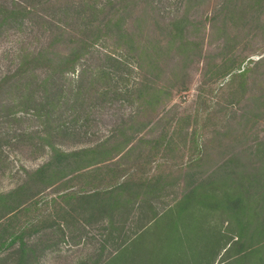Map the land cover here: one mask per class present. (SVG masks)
I'll list each match as a JSON object with an SVG mask.
<instances>
[{
	"label": "trees",
	"instance_id": "1",
	"mask_svg": "<svg viewBox=\"0 0 264 264\" xmlns=\"http://www.w3.org/2000/svg\"><path fill=\"white\" fill-rule=\"evenodd\" d=\"M52 1L57 4L59 0H13L0 5V28L26 18L39 19L37 11ZM193 1L70 0L59 7L57 12L77 17L78 32L49 23L46 44L24 52L15 71L0 79V93L14 96L7 99L15 113L32 112L41 119L46 126L41 147L51 150L48 162L27 173L22 185L0 193V219L18 211L26 200L31 204L41 195L40 186L50 187L70 177L80 185L52 197L56 217L51 216L47 228L61 237L68 230L71 240L82 236L77 234L80 221L90 229L86 243L96 241L97 246L80 264H215L219 256L222 260L217 264H264V145L253 156L225 157L214 169L204 170L213 160L200 133L202 127L196 126L191 134L185 133L194 151L180 169L184 187L169 205L151 200L150 196L159 198L165 188V173L147 170L153 165L151 159L118 164L136 145L151 144L149 151L160 145L159 140L140 136L148 124L143 121L145 107L168 93L166 87L155 84L151 72L162 73L167 65L158 63L159 56L173 53V86L184 84L186 59L198 46L189 40L191 23L182 7ZM230 2L224 0L222 11ZM244 14L245 7L235 5L230 10L232 19L243 20ZM208 19L214 22L216 18ZM226 19L219 28L222 33L230 28ZM145 28L149 35L141 39ZM157 32L165 39H158ZM234 38L230 31L223 45L228 48ZM108 40H113L111 47ZM99 57L103 60L96 64ZM243 63L235 62L227 69L223 77L229 75V85L249 71H240ZM89 73L96 76L95 81L111 83L115 75L117 81L93 89L94 81L88 84L85 78ZM113 101L120 107L138 102L139 107L136 113L123 114L111 136L73 151L51 141L53 134L85 138L90 134L92 112ZM18 198L19 205H8ZM29 205L23 210L30 209ZM32 223L0 235V253L12 249L15 264H31L35 256L24 242L25 229ZM93 223L99 224L97 234L91 233Z\"/></svg>",
	"mask_w": 264,
	"mask_h": 264
},
{
	"label": "rangeland",
	"instance_id": "2",
	"mask_svg": "<svg viewBox=\"0 0 264 264\" xmlns=\"http://www.w3.org/2000/svg\"><path fill=\"white\" fill-rule=\"evenodd\" d=\"M12 1L0 0V5H10ZM69 1L59 0L57 4L52 1L49 6L37 11L39 19L26 18L20 24L9 23L0 28V79L15 71L24 52L36 51L46 44L49 37L46 29L49 23L78 32L77 17L57 12L59 7ZM223 2L224 0H195L189 7H182V11L188 13L191 23L189 40H195L198 46L186 59L184 84L173 86L175 79L172 72L175 70H172V67L176 61L173 53L170 57L160 55L158 63L167 67L163 66L164 71L159 74L158 70L152 69V79L157 86L166 87L168 93L157 103L146 106L142 112L145 113L143 121L148 124L140 136L152 142L159 140L160 145H157L154 151H149L151 144L136 145L133 153L129 157L125 155L118 163L125 166L129 162L140 164L144 157L146 161L151 159L153 165L151 169L147 166V170L151 173H165V188L159 198L153 195L150 197L151 200L161 201L164 205L171 204L181 195L184 179L180 169L194 151L190 137L185 140V133L191 134L190 131L196 126L202 127L200 133L213 160L208 164L211 167L205 166L204 170L216 167L225 157L241 156L243 160L242 157L253 156L255 150L261 144L264 145V0H231L225 11L221 8ZM235 5L245 7L243 20L230 17V10L235 8ZM174 9V6H171L169 11L173 12ZM214 16L215 21L210 22L208 18ZM224 16L227 17L226 22L230 28L222 33L219 28ZM230 31L236 38L230 40L226 48L223 43H226V35ZM148 35L145 28L144 35L140 38L144 39ZM157 35L158 39H165L164 36L160 37L158 32ZM112 42L113 40H108L109 47ZM183 58L185 59L182 56ZM182 59L178 60L181 62ZM102 60V57H99L96 64ZM239 61H244L240 71L245 68H249V71L242 80L229 85V75L223 76L232 64ZM95 77L93 73L85 77L88 84L94 81L93 89L113 85L117 81V75L111 83L95 81ZM9 97L14 96L1 91L0 193L3 194L22 185L27 173L41 167L51 157V150L41 147V138L46 126L41 119L33 117L32 112L19 110L15 113L16 108L7 99ZM86 104H90L89 99ZM125 105L120 107L118 101H113L96 108L91 114L90 134L85 138L53 134L51 141L60 149L68 151L95 145L111 136V131L119 126L121 117L123 119V114L126 116L136 113L139 107L138 102L131 106ZM66 113L69 117L70 113ZM63 119L67 118L64 116ZM164 135L168 143L162 140ZM79 185L77 181L67 177L53 186H40L42 193L34 198L31 204L26 200L25 205L18 211L2 216L0 235L8 230L4 233L7 236L13 229H20L33 222L26 227L24 238V242L34 251L35 256L31 259V264H80L81 258L86 257L97 246L96 241L86 243L85 235L90 229L84 227L80 221L77 234L82 236L71 240L68 230L65 231L66 236L61 237L56 231L47 228L51 224V216L56 217L51 203L52 197L59 191ZM25 196L22 199H25ZM20 202L19 198L11 199L8 205L15 207ZM28 205L30 209L23 210ZM91 229L92 234H97L99 224L93 223ZM12 252L11 249L0 253V264H15V255ZM221 260L219 256L215 264Z\"/></svg>",
	"mask_w": 264,
	"mask_h": 264
}]
</instances>
